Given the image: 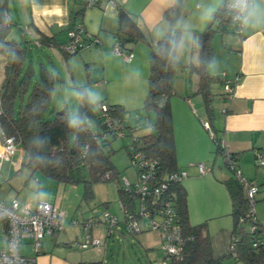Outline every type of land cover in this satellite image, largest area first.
<instances>
[{
    "label": "trees",
    "instance_id": "obj_1",
    "mask_svg": "<svg viewBox=\"0 0 264 264\" xmlns=\"http://www.w3.org/2000/svg\"><path fill=\"white\" fill-rule=\"evenodd\" d=\"M187 1L174 0L165 9L162 19L167 22V30L156 43H148L150 44L146 80L148 87L141 105L147 113L153 112L154 119L150 121L148 117V125L152 126L153 130L141 135L140 142L145 154L159 161L160 174L179 169L175 160L173 118L169 99L175 93L171 79L180 62L174 54L184 29L182 20L187 14L185 6ZM225 1L218 3L217 8L209 16L207 26L197 32V38H194L196 41L199 40L198 72L203 70L206 86H209L208 81L213 79V76L206 74L205 71V65L210 63L214 56L211 40L215 32L232 31L231 16L225 7ZM7 2L0 0V54L4 57L3 79L0 84L2 103L0 125L5 135L12 136L22 151L19 169L22 167L29 169L30 176L40 172L58 183L75 184L82 181L83 194L86 198L93 195L92 184L95 182L114 179L121 184L118 172L110 159L114 151L111 140L116 136L107 131L95 107L98 102L103 101H90L86 84L74 85L73 88L80 97L76 110L70 111L65 103L62 108L50 115L51 96L55 92L54 84L61 81L60 73L42 62L38 63L36 70L23 35L21 36L23 40L7 38L10 31L5 16ZM123 7L122 3L117 2L115 40L120 41L122 49L131 51L125 44L139 40L150 41ZM38 40L41 44L47 43L45 36H40ZM90 82L91 79L87 83ZM205 91L204 103L210 116L212 113L209 103L210 91L209 89ZM110 105L114 108L113 113L117 119L123 121L127 112L125 107L121 104ZM73 119L77 121L75 125L70 123ZM223 184L230 198L229 212L233 220L229 247L232 242L235 243L233 248L235 256L229 247L227 255L233 256L234 261H242L245 264H264V247L252 248L253 233L250 231V221L246 216L248 200L244 188L233 175L225 177ZM169 190L174 193L183 238L186 239L180 260L172 264H222L224 256L212 254L211 237L207 231L206 221L191 225L189 223L185 189L178 184ZM117 192L122 204L127 209L131 208L133 197L124 192L121 185ZM67 245L69 246V243Z\"/></svg>",
    "mask_w": 264,
    "mask_h": 264
},
{
    "label": "rangeland",
    "instance_id": "obj_2",
    "mask_svg": "<svg viewBox=\"0 0 264 264\" xmlns=\"http://www.w3.org/2000/svg\"><path fill=\"white\" fill-rule=\"evenodd\" d=\"M190 4L186 3L187 14L182 20L183 30L181 32L179 41L177 42V47L175 51V57L180 62V65L177 66L173 72L172 81L174 94L170 96L169 103L172 111L173 118V132L176 134L175 143L177 154L182 159L190 158L194 160L193 163L203 162L207 166H211L212 170L205 175L197 173L196 168L184 166L185 169H188L190 172V177L193 179V183H198L201 186L200 188V199L198 200L197 205L194 207V211L188 213V220L190 225L206 221L207 231L211 237V249L214 256H224L222 264H245L242 261H234V257L227 255L229 247V237L228 235L232 229L233 220L228 214L230 211L229 203L227 212H221L222 205L220 210L211 209L216 206L217 198L215 197L214 191V179H211L208 176L215 174L216 176L219 173L228 175L232 174L231 171L226 167L223 162L222 155L217 151L216 143L211 139L209 130L214 131L213 121L216 118L215 114L221 112L223 100L221 99V89L223 88L219 79L223 75L225 70L226 59L225 56H221L218 48L214 46V41H212V50H213V60L205 65L206 74L213 76V79L208 81L209 86H206V78L203 77L202 71H199V40L196 41L192 39V31L189 24V13H190ZM12 6L6 12V17L9 24V34L7 38H17L26 41V46L28 53L31 55L33 65L37 70L39 62L52 63L57 72L60 73L61 81H57L55 85V92L52 97L50 109L53 113L66 103L67 108L70 111H75L80 102V97L78 92L73 88L74 85H87L86 91L90 101V95L95 97L94 101L102 100L106 102V94L109 92L105 89V86H100L96 83L98 76L96 71H93V78H91V68L93 65L86 58L84 52L76 54H65L62 52L58 46L48 47L46 44L38 46L33 42V35H29L26 31L25 25L22 23L15 24L16 20L13 17ZM23 35V36H22ZM22 36V37H21ZM197 38V36H195ZM195 38V39H196ZM214 40V38H213ZM215 40L218 42L219 38L215 37ZM215 43V45L217 44ZM214 47V48H213ZM215 49V51H214ZM1 56V55H0ZM3 61L4 57L1 56ZM0 57V58H1ZM97 75V76H96ZM91 80L90 83H87ZM147 80V79H146ZM145 80V81H146ZM147 81L141 88H132L129 85H116L115 88L110 90V93L116 98L119 99L124 104L127 112L125 113V123L129 125H134L136 122L135 118H138L144 125L148 120L154 119L153 112H146L143 108V100L145 97V92H147ZM206 89L210 91L211 101V111L210 116L206 110L204 93ZM199 90L203 91L200 92ZM190 98V106L186 104L184 106V99ZM108 103V102H106ZM177 105H176V104ZM109 104V103H108ZM202 104V105H201ZM176 105V106H175ZM201 105V107H200ZM181 106L188 111V113H181L180 110H177V107ZM200 107V108H199ZM190 108V110L188 109ZM195 109V110H193ZM207 121L210 125V129L207 130L203 127V122ZM175 126V127H174ZM189 126V128H187ZM148 128L142 127L138 130H134L132 134L134 136H141L147 133ZM190 131V137L188 138V132ZM175 138V136H174ZM111 139V137L109 138ZM131 141V135L127 134L125 137H116L114 140H111V147L114 150L110 155V159L114 168L118 172V176L121 178L124 175L127 177H132L134 170L130 167L129 156L127 155L128 142ZM21 149L19 148L13 159L16 160L22 154ZM19 164L16 165L10 163V161L3 162V178L0 183V199L8 200L16 197L20 204H25L28 202H34L36 200L47 199L49 194H52L57 191L56 195L59 196V199H62V203L65 211V219L74 218L77 220L75 224H67L65 229L61 230L60 240L68 241L67 236H75L78 231L81 230L80 222L84 221L86 217L94 216L96 219H102L105 211L116 215V217L122 219V212L119 207V194L118 188L121 185L117 180L111 179L107 182H95L92 184L93 195L91 198L84 197V184L83 182H78L75 184L69 183H58L55 180L45 177L40 172H35L33 176H30L29 169L22 167L20 169ZM9 172V176L6 177ZM220 176V175H219ZM190 177H186L180 183L181 188L187 189L188 195L186 196L185 201H189L192 198V192L190 194V189L185 188L186 181H190ZM221 177V176H220ZM227 177V178H228ZM192 181V180H191ZM59 186V190H57ZM190 188V186H189ZM213 188V189H212ZM222 188V187H220ZM264 191H259L256 194H262ZM254 198V199H256ZM224 199V198H223ZM227 195L225 197V206L227 208ZM257 202V199H256ZM30 204V203H29ZM187 204V202H186ZM218 211V212H216ZM214 213H219L218 216L212 217ZM221 213V214H220ZM68 216V217H67ZM149 222L146 219L141 220V228L144 231L141 232H127L124 229H121V232L117 233L115 228L113 229V234L107 236V231L105 238H102L104 242L101 247L104 248L107 254L105 264H151L153 262L160 263L163 260V251L161 249L158 234L156 231L148 229ZM247 225V224H246ZM59 232V233H60ZM66 232V233H65ZM142 234V236H141ZM147 242L152 243V248L147 246ZM68 248H72L68 245ZM76 250V251H75ZM84 254H91L92 249H84ZM72 252L79 254L82 252L79 249L72 248Z\"/></svg>",
    "mask_w": 264,
    "mask_h": 264
},
{
    "label": "crops",
    "instance_id": "obj_3",
    "mask_svg": "<svg viewBox=\"0 0 264 264\" xmlns=\"http://www.w3.org/2000/svg\"><path fill=\"white\" fill-rule=\"evenodd\" d=\"M7 1L6 12L10 9V6H12L13 9L11 12L16 20L15 24L18 23V26H21L20 24L24 22L23 24L25 25L27 33L33 35L34 43L40 36H45L47 37V43L44 44L48 45V47L58 46L59 43L67 39L66 34L68 28L76 23L83 24L90 34L98 36L101 40L100 44H91L89 45L90 47L79 53L84 52L86 58L94 66L93 69L91 68L90 70L92 72L91 78H93V71H96L97 75L101 76L96 79L98 80L96 83L100 86L104 85L105 89L109 91L106 94V102L109 104H121L123 107L125 106L121 102L124 101L116 99L110 93V90L112 91V89L115 88V84L129 85L132 89L134 87L141 88L143 84L146 83L145 80L148 78L149 71L148 55L150 52V44L148 43H156L166 32L165 30H167L168 26L167 22L162 19L163 13L165 9L174 2V0H120V3L124 6L123 8L134 18L133 20L136 21L141 32H143L150 41L139 40L137 42L125 44L130 48L132 58L129 61H124L122 56L112 51V44H114L115 41L114 32L117 29L115 10L104 11L101 9L100 5L83 9L82 3L79 0ZM221 1L222 0L187 1V3L190 4L188 19L190 24L189 30L193 33L192 39L195 38L197 32L204 30L209 21V16ZM257 2L259 3V0H257ZM260 9H264V3L260 4ZM6 22H8L7 17ZM242 28V32L239 35L232 33V31L231 33L227 31L224 33L219 31L215 32L213 36L214 40L212 39L215 48L217 47L221 56H225L226 59V64H224V76L222 75L223 78L230 80L239 77V81L234 88L232 99L225 100L221 96L223 100L222 109L220 113L215 114L216 118H214L212 122V127H214L218 136L224 137L223 139L227 142L228 151L237 156V163H239L242 172L241 175L257 183L260 188L259 191L262 192L264 191V166H258L254 161L255 151L264 148V32H262V30H264V10H257L254 14L249 15ZM215 37L219 38L218 42L215 40ZM216 42L217 44L215 45ZM44 64L47 65L46 63ZM3 66L4 62L1 57L0 84L3 79ZM47 66H52L54 68L52 63H49ZM219 81L223 86L222 78L219 79ZM222 92L223 90L221 94ZM183 101L184 106L185 104L188 107L190 106V98H185ZM188 109L190 110V108ZM177 110H180L181 113H188V111L181 106H178ZM146 124H148V122H146ZM187 128H189V126ZM186 131L188 132V130ZM188 133L189 138L190 131ZM176 134L174 135V143H177ZM176 146L175 160L178 168H184V166L187 165L190 167L191 165L196 168L199 174L196 164L193 163L194 160H190V158L182 159L179 157L176 153ZM20 152L22 153V151ZM20 156L22 158V154H20ZM21 158L19 157V167L21 165ZM16 160L18 161V158ZM209 167L212 170V167ZM185 170L188 172V176L186 177H190L191 174L188 169ZM219 175L216 176L213 174L212 176H208L211 179L215 178L214 183L216 185H214L213 188L216 195L215 197L218 200L216 206L211 209H213V211L216 209L220 210L222 205L221 212H227L229 208L231 209V204L223 180L225 177L227 178L228 175H222V173H219ZM7 176H9V172L6 177ZM193 179L195 178L191 179L190 177V181L188 180L185 183V188L190 189V194L192 192L190 204L189 201H185L187 202L188 213L189 211H194V207L200 199L199 186L201 185L193 183ZM57 190H59V186ZM185 191L187 196V189ZM56 193L57 191L55 194H49L48 198L44 200L54 202L57 207L67 214L64 207L62 208V199H59ZM226 195L228 198L226 199L228 201L227 208L225 206L226 201L224 200ZM257 197L254 211L256 212L258 223L264 228V193L258 194ZM37 201L39 200L28 203H30V206H33ZM212 214H215L211 215L214 217L218 216L219 213L212 212ZM228 214L230 215L229 211ZM66 220L67 224H70L69 219L66 218ZM97 220H99V218ZM77 231L78 233L75 236H67V242L60 240L61 232L44 237L41 243L42 251L39 255L35 256L36 264H78L80 262L105 264L107 257V254H105V245L104 248H86L92 249L91 254H84V249H79L80 251L82 250V252L77 254L71 251L72 248L63 246L67 245V243L72 240H81L83 238L82 230L79 229ZM106 231V226L101 222L92 229V233L101 238H105ZM115 231L119 233L121 232V228H116ZM142 231L144 230L142 229ZM157 234V239L160 241L161 236L159 233ZM229 235L228 237L230 238ZM107 236L110 235L107 234ZM147 246L152 248L153 245L151 242H147ZM22 251L27 255L33 256L29 246H24ZM155 263L156 262H153L151 264Z\"/></svg>",
    "mask_w": 264,
    "mask_h": 264
},
{
    "label": "built area",
    "instance_id": "obj_4",
    "mask_svg": "<svg viewBox=\"0 0 264 264\" xmlns=\"http://www.w3.org/2000/svg\"><path fill=\"white\" fill-rule=\"evenodd\" d=\"M82 7L90 8L93 6H101V9L115 10L117 2L120 0H79ZM234 0H226L225 7L231 16V28L234 34H241L242 27L249 17L248 14L240 13L233 6ZM264 32V30H262ZM67 39L59 43V49L66 54H76L90 47L91 44H100L101 40L98 36L90 34L83 24L76 23L67 30ZM35 43L40 46L39 40ZM120 41L115 40L112 51L123 57L124 61L131 60L132 52L122 49ZM224 76V75H223ZM223 80L222 98L225 100L232 99L234 88L239 77ZM102 123L107 131L113 133L116 137H125L131 135V141L126 145L130 160V167L134 173L132 177L123 176L119 180L124 192L133 197L131 208L127 209L123 202L119 200V207L123 218L120 219L105 211L102 219L97 220L93 216L86 217L80 222L83 238L81 240H72L69 246L72 248L86 249L89 247H101L104 243L101 237H97L92 233V229L98 223L106 226L107 234L111 235L113 229L121 228L127 232H140L141 220L146 219L149 222L148 229L156 231L161 236V249L163 251V260L155 264H172L176 260H180L182 249L184 248L186 239L183 238L179 214L175 205L174 193L171 189L174 185L182 182L188 172L184 168L177 171L160 174L161 166L159 161L145 154L141 148L140 136H134L132 132L142 127L151 131L152 126L144 125L138 118L134 117L136 122L134 125L125 123V120H119L114 115V108L106 102H98L95 106ZM2 112V103L0 99V114ZM203 127L207 130L210 125L207 121L203 122ZM211 139L217 146V151L222 155V159L226 167L231 171V175L239 181L244 188L246 199L248 200V211L246 216L250 221V231L252 234V248L264 247V228L257 223L255 204L256 194L259 192V185L253 180L245 178L241 172L238 158L228 151L227 142L223 136H218L216 132L209 130ZM105 135L102 137L104 138ZM12 136H6L0 125V183L3 177V162L10 161L16 165L19 162L12 160L17 147ZM21 158V156H20ZM258 166H264V148L255 151V161ZM200 175L208 173L211 168L203 162L196 163ZM70 224H76L77 220L70 218ZM66 225L65 212L49 200H39L33 206L29 203L20 204L19 200L14 197L8 200L0 199V264H36V255L42 251V241L46 236L64 230ZM24 246H29L32 255H27L22 251ZM235 243L232 242L229 249L235 256L233 249ZM78 264H95L80 262Z\"/></svg>",
    "mask_w": 264,
    "mask_h": 264
},
{
    "label": "clouds",
    "instance_id": "obj_5",
    "mask_svg": "<svg viewBox=\"0 0 264 264\" xmlns=\"http://www.w3.org/2000/svg\"><path fill=\"white\" fill-rule=\"evenodd\" d=\"M264 3V0H259V3L257 0H234L233 6L239 10L240 13L243 14H254L257 10H264L260 9V4ZM90 99L94 102L95 97H92L90 95ZM72 125H75L77 121L73 119L70 122Z\"/></svg>",
    "mask_w": 264,
    "mask_h": 264
}]
</instances>
